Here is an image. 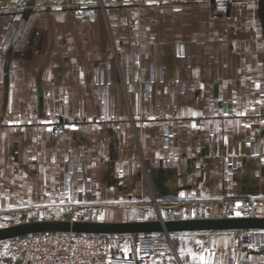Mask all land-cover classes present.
Segmentation results:
<instances>
[{
  "label": "crops",
  "instance_id": "crops-1",
  "mask_svg": "<svg viewBox=\"0 0 264 264\" xmlns=\"http://www.w3.org/2000/svg\"><path fill=\"white\" fill-rule=\"evenodd\" d=\"M6 1L0 229L88 189L82 221L108 223L220 218L264 195V0ZM153 257L261 264L264 231L172 232Z\"/></svg>",
  "mask_w": 264,
  "mask_h": 264
},
{
  "label": "built area",
  "instance_id": "built-area-1",
  "mask_svg": "<svg viewBox=\"0 0 264 264\" xmlns=\"http://www.w3.org/2000/svg\"><path fill=\"white\" fill-rule=\"evenodd\" d=\"M91 212L88 204L77 203L68 219L83 220ZM236 215L264 218V195L249 196L239 201L228 200L219 209L221 218ZM119 237L73 232L32 233L11 239L10 255L13 264H160L153 256L164 249L169 240L168 234L140 235L135 250L128 255L108 254L104 247L117 242ZM249 239L248 232L240 235L242 245H247Z\"/></svg>",
  "mask_w": 264,
  "mask_h": 264
},
{
  "label": "water",
  "instance_id": "water-1",
  "mask_svg": "<svg viewBox=\"0 0 264 264\" xmlns=\"http://www.w3.org/2000/svg\"><path fill=\"white\" fill-rule=\"evenodd\" d=\"M264 231V218L230 217L145 222L32 221L0 229V241L40 232L136 235L191 231Z\"/></svg>",
  "mask_w": 264,
  "mask_h": 264
},
{
  "label": "rangeland",
  "instance_id": "rangeland-1",
  "mask_svg": "<svg viewBox=\"0 0 264 264\" xmlns=\"http://www.w3.org/2000/svg\"><path fill=\"white\" fill-rule=\"evenodd\" d=\"M31 0H16V1H13V0H10V1H6V2H29ZM34 1V0H32ZM67 0H64V1H57L58 5H69V0L68 2H65ZM169 2H166L167 4H172V1L173 3L176 2L177 0H168ZM179 1V0H178ZM79 5V4H78ZM86 4H80L79 7H83L85 6ZM71 6V5H70ZM88 192V195L86 196H75L74 193H69V199H68V202H67V205L65 204L64 206H58L56 204L50 206V208H48L46 210L47 213H43L41 212L39 215L37 214L36 215V219L37 221H70L68 219V216L70 215V213L72 212V207L74 206V204H77V203H86L88 204L89 206V209L92 211L93 209V202L95 200V191L91 190V189H88L87 190ZM70 209L69 212H67L68 210ZM91 214H93L91 212ZM90 214V215H91ZM67 215V216H66ZM20 219H18V221H15L13 220V222H19ZM79 221H82V220H79ZM165 234V233H163ZM12 242L11 240L9 241H3L0 243V259L1 261L0 262H9L10 264L12 262V258H11V255H10V246H11ZM114 246H118V244H115L114 242L109 245H106L104 247V249H107L109 247V249H112V247Z\"/></svg>",
  "mask_w": 264,
  "mask_h": 264
}]
</instances>
